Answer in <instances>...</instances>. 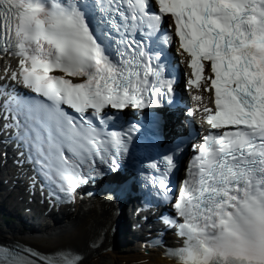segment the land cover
<instances>
[{
  "label": "snow or ice",
  "instance_id": "1",
  "mask_svg": "<svg viewBox=\"0 0 264 264\" xmlns=\"http://www.w3.org/2000/svg\"><path fill=\"white\" fill-rule=\"evenodd\" d=\"M162 28L158 46L145 43ZM174 43L187 83L214 108L202 109L206 134L191 145L178 191L175 152L141 168L171 196L162 222L182 238L171 255L177 264H264V0H0V55L17 57L19 69L0 87L22 85L32 97L8 105L0 133L24 137L41 183L74 200L101 166L119 173L129 153L137 126L107 122L173 100L159 61ZM58 253L0 242V264H84L76 249Z\"/></svg>",
  "mask_w": 264,
  "mask_h": 264
},
{
  "label": "bare ground",
  "instance_id": "2",
  "mask_svg": "<svg viewBox=\"0 0 264 264\" xmlns=\"http://www.w3.org/2000/svg\"><path fill=\"white\" fill-rule=\"evenodd\" d=\"M188 117H190L187 114ZM106 216H94L93 221L105 223ZM98 226L88 225L86 221L80 223L75 216H70L60 228L48 227L46 230L33 229L27 232H0V242L9 239H17L26 244L34 245L43 252L54 251L58 248H70L80 251L84 257V264H121V261L131 256L132 252L119 254L112 237L108 233L101 235L96 231ZM99 228H103L102 226ZM30 233V234H29ZM101 236L102 239H94ZM114 237V235H112ZM94 239V242L100 243L97 247L90 248L88 238ZM121 238V237H119ZM153 237L150 236L149 240ZM147 264H159V260Z\"/></svg>",
  "mask_w": 264,
  "mask_h": 264
},
{
  "label": "rangeland",
  "instance_id": "3",
  "mask_svg": "<svg viewBox=\"0 0 264 264\" xmlns=\"http://www.w3.org/2000/svg\"><path fill=\"white\" fill-rule=\"evenodd\" d=\"M2 229H3V228H2V226L0 225V232H3Z\"/></svg>",
  "mask_w": 264,
  "mask_h": 264
}]
</instances>
